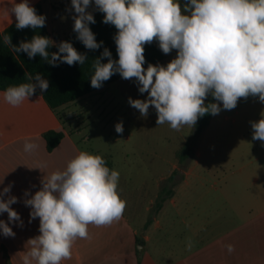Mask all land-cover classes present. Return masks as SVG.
<instances>
[{
  "label": "clouds",
  "instance_id": "1",
  "mask_svg": "<svg viewBox=\"0 0 264 264\" xmlns=\"http://www.w3.org/2000/svg\"><path fill=\"white\" fill-rule=\"evenodd\" d=\"M93 0H71L76 13L73 31L89 50L99 49L89 27L94 16L87 11ZM95 7L104 14L103 23L111 24L119 59L113 60L104 48L100 58L92 63L91 87L99 89L112 75L119 73L125 80L136 79L138 91L147 93L145 100L132 99L128 103L142 117L148 116L150 106L156 110V124L167 123L180 131L193 127L206 114L217 115L220 103H207L211 95L222 102L224 110L234 109L240 98L249 95L264 103V0H94ZM16 18V29H39L45 26L46 16L37 14L28 0L13 3L8 10ZM158 40L164 54L177 50L166 66L148 64L145 69V45ZM3 43L13 52H24L31 59L39 55L51 66L57 62L69 66L83 65L87 59L72 43L59 44L42 35L12 45L11 36L4 35ZM52 46L57 52L50 53ZM63 54V55H62ZM107 58V63H101ZM33 79L36 83H33ZM30 82L9 86L3 92L6 103L20 106L39 88L43 93L49 83L37 73L28 75ZM253 140L264 144V111L258 121L251 122ZM117 133L123 124L115 125ZM38 145L26 141L24 151L35 152ZM119 172L110 169L101 155L80 151L67 162L64 170L47 174L42 187L24 201L30 206L31 219L39 218V235L28 240L30 246L23 256V264H61L72 257L73 243L89 238L88 226H106L118 222L125 211L126 201L118 192ZM11 185L0 192V213L7 212L9 221H20L19 213L10 206L15 196L7 200ZM29 193L26 191L25 196ZM22 223V222H21ZM0 232L14 237L15 233L0 220ZM193 246L189 240L187 249ZM229 253L234 246L226 245Z\"/></svg>",
  "mask_w": 264,
  "mask_h": 264
},
{
  "label": "crops",
  "instance_id": "2",
  "mask_svg": "<svg viewBox=\"0 0 264 264\" xmlns=\"http://www.w3.org/2000/svg\"><path fill=\"white\" fill-rule=\"evenodd\" d=\"M14 2L21 0H0V32L16 22L15 15L8 14ZM28 2L33 7L41 4L55 44L74 32L72 17L76 13L71 0ZM87 11L93 16L99 12L94 0ZM154 42L158 45V40ZM165 62L166 56L157 64L166 66ZM138 87L135 78H122L57 110L51 109L39 94L13 107L4 101V91H0V192L11 185L3 199L15 196L18 202L10 207L20 216V221H9L7 212L0 213V220L15 233L14 237H7L0 232V264H23L30 247L28 240L40 234L39 218L30 222L31 208L24 201L41 189L47 174L64 170L70 159L84 151L80 141L106 138L108 143L117 144L119 133L115 125L139 115L123 112L126 102L120 99L116 88L125 89L127 99L143 100L148 94H141ZM218 103V115H224L228 110L223 109L222 102ZM262 111L264 103L252 99L244 119L259 120ZM234 113L238 114V110ZM49 131L64 134L52 151L47 150L44 138ZM26 141L36 143L38 149L25 152ZM96 150L101 155L98 146ZM259 152L258 175L250 172L254 179H214L213 195L196 191L198 179H181L154 213L160 187L171 174L163 177L145 211L133 209L139 226L126 210L111 225H89V238H78L73 243L71 259L62 260L61 264H264V144ZM106 157L113 162V155ZM177 168L178 159L173 165L174 170ZM189 240L193 243L190 251ZM229 244L234 246L231 253L226 248Z\"/></svg>",
  "mask_w": 264,
  "mask_h": 264
},
{
  "label": "rangeland",
  "instance_id": "3",
  "mask_svg": "<svg viewBox=\"0 0 264 264\" xmlns=\"http://www.w3.org/2000/svg\"><path fill=\"white\" fill-rule=\"evenodd\" d=\"M179 2L183 13L185 0ZM176 55L175 49L165 54V65ZM116 92L126 102L123 112L126 115L139 116H134L128 122L124 119L123 132L118 134L117 144L108 143L106 138H92L88 142L80 141V145L84 151L94 155H98L97 146L101 156L113 155V170L120 174L118 192L126 201L125 210L139 226L133 215L134 207L141 212L145 211L158 183L175 171L173 165L177 163L178 150L185 139L192 138L194 126H183L180 131L171 129L167 123L158 126L154 107L150 106L148 116L142 117L127 102L129 99L125 97V89L116 88ZM147 98L148 96L145 97ZM257 98L252 95L247 99L240 98L234 109L221 116L213 115L209 126L193 148L186 170L181 168L178 161L175 183L168 185L166 181L160 190L166 185L173 190L181 179H198L194 185L197 187L196 191L213 195L214 179H254V174L250 172L258 175L259 149L262 142L252 138L251 122L258 120L244 119V114L250 101ZM235 110H238V114L234 113ZM99 133L104 135L105 132Z\"/></svg>",
  "mask_w": 264,
  "mask_h": 264
},
{
  "label": "trees",
  "instance_id": "4",
  "mask_svg": "<svg viewBox=\"0 0 264 264\" xmlns=\"http://www.w3.org/2000/svg\"><path fill=\"white\" fill-rule=\"evenodd\" d=\"M37 14L44 15L41 4L34 6ZM104 14L100 11L94 15L95 23L90 24L92 32L95 34L97 42H103L102 46L96 50H89L77 39V33L73 32L62 41H68L73 44L74 48L85 54L87 59L83 65L75 64L69 66L66 63L57 62L58 66H51L43 58L37 55L34 58H29L24 52H13L9 45L3 43V36L10 35L12 45L18 46L22 40H31L34 35H42L50 38V34L47 30L46 24L39 29L26 28L23 30L16 29V22H14L5 31L0 32V91H5L9 86H18L20 83L30 82L28 75L35 76L40 73L44 79L49 83V87L43 93L39 88L36 89L35 94L42 95L51 109L57 110L62 106L72 103L91 92L98 89L91 87V75L93 74L92 63L96 58L101 57V53L104 48H107L111 52V58L118 60V54L116 51V45L114 36L117 29L111 24L103 23ZM59 44V43H58ZM145 59L146 63L143 65L147 68L148 64L153 65L162 62L165 59V54L159 49L158 45L153 41L151 44L145 46ZM50 53L57 52L58 48L52 46L48 49ZM63 55V54H62ZM101 63H107V58H101ZM122 79L119 73L111 76V78L105 81L102 87L114 83ZM33 83H36L33 79ZM100 87V88H102ZM99 88V89H100ZM207 103H218L214 98L209 95L205 100ZM212 114H206L200 117L194 126V132L192 138L181 147L177 153V159L183 170H186L187 163L190 160L194 146L197 144V140L203 131L209 126L212 119ZM64 134L62 132L49 131L44 134L46 140L47 150L52 151L61 142ZM106 160V164L110 169H113L112 160L106 156H102ZM177 171L175 170L169 179L167 184L175 183V176ZM169 193L172 190L166 185L160 191V195L156 201L154 213H156L166 200Z\"/></svg>",
  "mask_w": 264,
  "mask_h": 264
}]
</instances>
